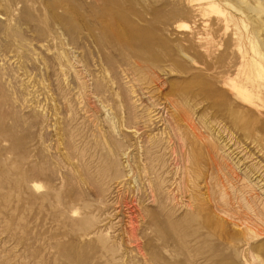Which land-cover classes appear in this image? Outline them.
I'll use <instances>...</instances> for the list:
<instances>
[{"label": "rangeland", "instance_id": "1", "mask_svg": "<svg viewBox=\"0 0 264 264\" xmlns=\"http://www.w3.org/2000/svg\"><path fill=\"white\" fill-rule=\"evenodd\" d=\"M0 264H264V0H0Z\"/></svg>", "mask_w": 264, "mask_h": 264}]
</instances>
